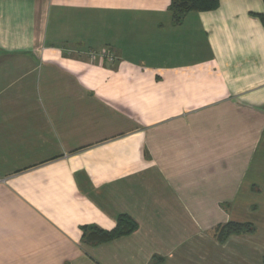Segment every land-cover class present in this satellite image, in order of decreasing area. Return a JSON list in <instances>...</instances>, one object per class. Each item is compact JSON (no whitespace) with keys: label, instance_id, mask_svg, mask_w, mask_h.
Instances as JSON below:
<instances>
[{"label":"crops","instance_id":"1","mask_svg":"<svg viewBox=\"0 0 264 264\" xmlns=\"http://www.w3.org/2000/svg\"><path fill=\"white\" fill-rule=\"evenodd\" d=\"M170 4L0 0V264H264V0Z\"/></svg>","mask_w":264,"mask_h":264},{"label":"trees","instance_id":"2","mask_svg":"<svg viewBox=\"0 0 264 264\" xmlns=\"http://www.w3.org/2000/svg\"><path fill=\"white\" fill-rule=\"evenodd\" d=\"M220 0H171L169 10L175 24H180L191 13L211 12L219 8ZM264 25V15H255ZM137 228V224L129 217H120L117 227L112 231L100 230L96 227L84 229V239L93 244L111 242L120 237L129 235ZM255 227L251 224L230 223L216 229V237L224 242L229 236L235 234L254 233ZM219 235V237L217 236Z\"/></svg>","mask_w":264,"mask_h":264},{"label":"built area","instance_id":"3","mask_svg":"<svg viewBox=\"0 0 264 264\" xmlns=\"http://www.w3.org/2000/svg\"><path fill=\"white\" fill-rule=\"evenodd\" d=\"M91 56H96V55H103L106 56L107 58H109L111 61L115 60L114 56L110 53H103V54H96V53H90Z\"/></svg>","mask_w":264,"mask_h":264},{"label":"rangeland","instance_id":"4","mask_svg":"<svg viewBox=\"0 0 264 264\" xmlns=\"http://www.w3.org/2000/svg\"><path fill=\"white\" fill-rule=\"evenodd\" d=\"M94 53H96V54H101V53H98V52H94ZM215 235H216V232L214 233ZM217 236L219 237V235L217 234Z\"/></svg>","mask_w":264,"mask_h":264}]
</instances>
